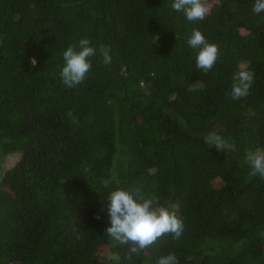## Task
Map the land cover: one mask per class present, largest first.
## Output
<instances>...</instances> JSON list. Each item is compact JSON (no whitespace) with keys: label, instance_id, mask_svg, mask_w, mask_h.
I'll return each mask as SVG.
<instances>
[{"label":"trees","instance_id":"obj_1","mask_svg":"<svg viewBox=\"0 0 264 264\" xmlns=\"http://www.w3.org/2000/svg\"><path fill=\"white\" fill-rule=\"evenodd\" d=\"M171 3L0 0V264H157L168 253L264 264V179L244 163L264 149V12L207 0L208 15L188 21ZM193 29L219 48L207 73L187 44ZM85 38L96 54L68 88L62 54ZM242 65L254 79L234 100ZM211 131L234 150L206 145ZM116 189L156 198L182 219L181 237L129 253L105 231Z\"/></svg>","mask_w":264,"mask_h":264},{"label":"clouds","instance_id":"obj_2","mask_svg":"<svg viewBox=\"0 0 264 264\" xmlns=\"http://www.w3.org/2000/svg\"><path fill=\"white\" fill-rule=\"evenodd\" d=\"M171 8L177 12H183L188 21L203 20L210 9L207 0H172ZM252 11L256 14L264 12V0H254ZM159 39L153 35V43ZM187 44L197 50L195 68L203 73L209 72L217 61L219 48L216 44L208 42L201 31L193 29ZM96 54V50L90 46L88 39H81L79 50L69 45L62 56L64 64L60 68V77L64 86L74 88L82 84L86 74L91 68L89 57ZM103 63H111V56L107 51L102 53ZM34 65L36 61L33 59ZM254 74L246 65L233 74L230 95L232 99H240L249 94L253 83ZM249 114L255 115L252 110ZM203 141L208 146H214L218 151L234 150L233 144L222 138L215 131L207 133ZM244 163L249 168V178L259 176L264 179V149L248 150L244 157ZM107 212L110 226L105 231L120 244L128 245L129 253L139 255L142 250L150 248L160 238L171 235L179 239L182 235L184 224L174 212L166 207L159 206L154 197L145 198L139 190L116 189L108 195ZM94 218L99 219L98 214ZM157 264H179L174 253L160 256Z\"/></svg>","mask_w":264,"mask_h":264},{"label":"rangeland","instance_id":"obj_3","mask_svg":"<svg viewBox=\"0 0 264 264\" xmlns=\"http://www.w3.org/2000/svg\"><path fill=\"white\" fill-rule=\"evenodd\" d=\"M14 162H15V159L6 157V159L4 160L5 168L11 167L14 164Z\"/></svg>","mask_w":264,"mask_h":264}]
</instances>
